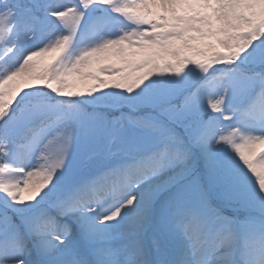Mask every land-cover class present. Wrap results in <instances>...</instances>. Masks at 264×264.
<instances>
[{
    "label": "snow or ice",
    "instance_id": "snow-or-ice-1",
    "mask_svg": "<svg viewBox=\"0 0 264 264\" xmlns=\"http://www.w3.org/2000/svg\"><path fill=\"white\" fill-rule=\"evenodd\" d=\"M0 264H264V0H0Z\"/></svg>",
    "mask_w": 264,
    "mask_h": 264
}]
</instances>
